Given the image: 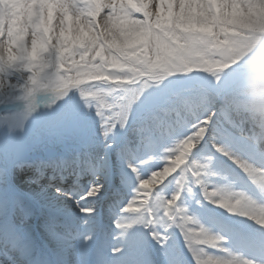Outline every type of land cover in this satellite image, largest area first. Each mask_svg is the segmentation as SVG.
I'll return each mask as SVG.
<instances>
[{
  "label": "clouds",
  "instance_id": "obj_1",
  "mask_svg": "<svg viewBox=\"0 0 264 264\" xmlns=\"http://www.w3.org/2000/svg\"><path fill=\"white\" fill-rule=\"evenodd\" d=\"M58 6L96 42L0 35V264H264V0Z\"/></svg>",
  "mask_w": 264,
  "mask_h": 264
},
{
  "label": "rangeland",
  "instance_id": "obj_2",
  "mask_svg": "<svg viewBox=\"0 0 264 264\" xmlns=\"http://www.w3.org/2000/svg\"><path fill=\"white\" fill-rule=\"evenodd\" d=\"M59 2L61 0H0V5L8 3L13 6V14L10 18L6 19L0 14V35L8 31L10 35L15 36L17 39H26L34 22H38L39 28L47 35L52 32L55 26L57 13L63 11L65 14L61 23L66 25V28L60 30V39L78 44H83L86 40L95 43L97 33L89 28L80 32L79 30L82 27L79 17H74L68 8L60 9ZM63 2L70 3L73 0H63ZM89 2L97 5L110 2L114 8L127 5L138 14L147 12L148 15H151L153 0H89ZM157 2L161 5L156 9L157 18L168 19L171 12L166 13L163 4H174L175 0H157ZM181 12H183V7ZM134 19L135 17L125 16L123 13L117 18L111 19L108 26L102 30L101 38L104 39V43L116 50L132 49L141 44L144 41V36L135 30ZM97 55H100V51L97 52ZM148 187L151 189L153 185L148 184ZM104 211L107 212L108 209Z\"/></svg>",
  "mask_w": 264,
  "mask_h": 264
},
{
  "label": "bare ground",
  "instance_id": "obj_3",
  "mask_svg": "<svg viewBox=\"0 0 264 264\" xmlns=\"http://www.w3.org/2000/svg\"><path fill=\"white\" fill-rule=\"evenodd\" d=\"M81 24V23H80ZM81 27L82 28H80V32L82 31V30H87L88 29V27H86L84 24H81ZM89 29H91V28H89ZM123 42H126V41H123ZM143 187L144 188H146V189H149V187H148V184H145V185H143ZM109 203H115V199H110V201H105V202H103L102 204H101V207H103V209L104 210H106V209H108L109 208Z\"/></svg>",
  "mask_w": 264,
  "mask_h": 264
}]
</instances>
